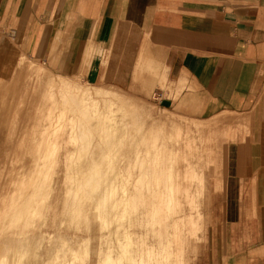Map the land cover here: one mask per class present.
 I'll use <instances>...</instances> for the list:
<instances>
[{"label": "crops", "instance_id": "obj_1", "mask_svg": "<svg viewBox=\"0 0 264 264\" xmlns=\"http://www.w3.org/2000/svg\"><path fill=\"white\" fill-rule=\"evenodd\" d=\"M19 56L23 73L8 69L15 120L0 147L16 174L0 199L7 264L34 238L44 242L31 264L63 254L89 264L85 234L97 219L96 264H191L210 168L228 163L202 264H264V0H0V64ZM102 87L140 100L155 88L156 106L192 119L250 116H158ZM256 117L253 145L231 151Z\"/></svg>", "mask_w": 264, "mask_h": 264}, {"label": "rangeland", "instance_id": "obj_2", "mask_svg": "<svg viewBox=\"0 0 264 264\" xmlns=\"http://www.w3.org/2000/svg\"><path fill=\"white\" fill-rule=\"evenodd\" d=\"M24 56V55H22ZM27 60V62H37L39 64H41V66H44L48 69H50L55 76L61 75V73H56L55 71H53L52 67H49L47 65H45L44 63H41V61L34 59L32 57L29 56H24ZM18 59L15 61V63H13V65L3 62L0 64V144H2L4 138H5V134L10 126V124L15 120V109H16V103L14 102L12 103V99H11V85H10V74H9V68L12 67V70L14 71L15 75L17 76L20 73H23V70L21 69L20 65H18V60L20 59V56L17 57ZM65 77H69L71 78V80L76 81L78 83H80L82 86L85 87H92V85L88 84L87 82H85L84 80V76L83 74L79 73V74H69L66 73V75H62ZM166 84L167 82L164 80H160L157 85L155 86V88L159 87L162 90L166 88ZM104 89L107 90H111V91H115L135 102H137L139 105L142 106V108H144L145 110H149L150 112L157 114L158 116H174L178 119L181 120H188L191 122H198V121H202L201 123H209L212 124L214 122L217 121H221L224 119H228V120H238L239 118H245L246 116H250L249 114H237V113H232V112H223L213 118L210 119H192V118H187L172 112H164V110H162L159 106H156L151 98H152V91L153 89H151V91L148 92V96L150 97L149 100H140L137 99L131 95H128L124 92L118 91L116 89H112V88H108V87H102ZM3 109V110H2ZM159 110V111H158ZM258 119L257 117L255 119H253L251 121V123L249 124L248 128H239L237 134H238V141L236 140L235 142H230V150L233 151L234 150V146L235 147H240L242 149V147H250L252 144V142L256 139L257 135H258V130L259 128H254L252 127L253 121ZM22 121V120H21ZM20 123L18 124V130L20 129ZM260 131V130H259ZM236 132V131H235ZM255 137V138H254ZM254 139V140H253ZM1 147V145H0ZM229 155H230V151H229ZM13 158V153H10V158L7 159L3 152L0 153V161L3 162H8V165L6 166V168L3 170V173L0 175V199H1V195L4 191V189H6L7 185L9 183V179L11 177L15 178L16 174L13 173V176H9V173L11 171V169H13V167L10 164L11 159ZM229 161H230V156H229ZM228 167H229V163L227 168L223 165V166H215L213 165L210 168V183H211V190L209 193V202L207 201H202V205L199 208L201 214L204 213V217L206 220V226H205V232L202 234L201 232V240H199L198 246H199V250L197 252V254L192 258L194 260H192L191 264H202L203 262V253L204 250L207 248V245L209 244L210 241V237H211V232H212V214H211V206H212V201L213 199L216 198L217 195H222L225 194V187L227 184V171H228ZM64 169L61 167L58 168L57 173L54 175V184L57 186H64L63 182H64ZM247 196L248 199H253L256 200V193L255 192H243L242 196ZM2 204L1 200H0V205ZM100 219H97V224H95V222H92L91 225V229L89 230V232H87L85 235H87L90 238V242L88 245V251H89V257L91 259V262L89 264H96V255L94 253V248L92 245V242L94 240L95 234L98 232L94 231V226H99L101 227L102 222H100ZM50 225V224H49ZM99 229V228H96ZM75 230L74 228L71 230L72 233H74ZM40 232L42 235L44 234H51L53 235V228L49 227L48 224H41V229ZM73 235V241H77L76 237ZM72 237V236H70ZM41 242L43 243V239L41 238H34L28 242H26V247L21 248L20 247V251H15V252H20L18 254V256H23L21 258V263L20 264H31L32 261L35 259L36 255H38L39 253H41V249H40V245ZM2 244V243H1ZM4 253V254H3ZM2 258V261L0 260V264H7L6 261V252L4 249V245H1V250H0V259ZM2 262V263H1ZM69 262V263H68ZM54 264H79V261L75 260V257L72 255L71 257H69L67 254H63L60 257H57L54 259Z\"/></svg>", "mask_w": 264, "mask_h": 264}, {"label": "bare ground", "instance_id": "obj_3", "mask_svg": "<svg viewBox=\"0 0 264 264\" xmlns=\"http://www.w3.org/2000/svg\"><path fill=\"white\" fill-rule=\"evenodd\" d=\"M51 82H52V81H51ZM54 85H55V84H54ZM54 85H53V86H54ZM51 87H52V86H51ZM99 93L101 94V92H99ZM100 94H98V95H100ZM91 95H92V94H91ZM91 95H89V96L91 97ZM103 95H104V94H103ZM105 95H107V93H106ZM87 96H88V95H87ZM32 97H33V96H32ZM90 97H89V98H90ZM68 98H69V97H68ZM86 98H87V97H86ZM92 98H93V97H92ZM70 99L72 100V98H70ZM88 100H89V99H88ZM65 101H67V100H65ZM91 101H93V100H90V102H91ZM67 102L69 103V101H67ZM68 103H66V104L68 105ZM70 104H71V102H70ZM79 105H80V104H79ZM71 106H72V105H71ZM78 109H79V108H78ZM2 110H3V109H2ZM158 111H159V110H158ZM137 114H138V113H137ZM146 118H147V117H146ZM151 118H152V117H151ZM0 145H1V144H0ZM42 153H43V152H42ZM44 156H45V155H44ZM54 159H55V158H54ZM54 159H53V161H54ZM43 160H44V159H43ZM43 160H42V161H43ZM49 160H50V159H49ZM49 160H48V161H49ZM71 163H72V162H71ZM47 164H48V163H47ZM50 165H51V164H50ZM45 166H46V165H45ZM76 182H77V180H76ZM42 183H43V182H42ZM42 183H41V184H42ZM40 187H41V186H40ZM40 187H39V189H40ZM34 195H35V194H34ZM34 195H33V197H34ZM36 197H38V196H36ZM31 200H32V199H31ZM29 206H30V205H29ZM26 211H27V210H26ZM3 254H4V253H3ZM72 254H73V253H72ZM140 254H141V253H140ZM73 256H74V254H73ZM0 260L2 261V258H1ZM77 261H78V260H77ZM2 262H3V261H2ZM2 262H1V263H2ZM68 263H69V262H68Z\"/></svg>", "mask_w": 264, "mask_h": 264}, {"label": "built area", "instance_id": "obj_4", "mask_svg": "<svg viewBox=\"0 0 264 264\" xmlns=\"http://www.w3.org/2000/svg\"><path fill=\"white\" fill-rule=\"evenodd\" d=\"M162 97H163V95H162L161 91H156L153 94V98H155L156 100H161Z\"/></svg>", "mask_w": 264, "mask_h": 264}]
</instances>
